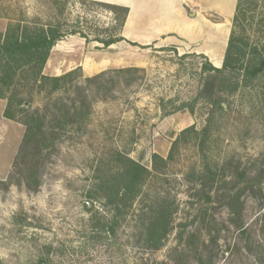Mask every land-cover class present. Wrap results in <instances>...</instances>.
Segmentation results:
<instances>
[{"label":"rangeland","instance_id":"obj_1","mask_svg":"<svg viewBox=\"0 0 264 264\" xmlns=\"http://www.w3.org/2000/svg\"><path fill=\"white\" fill-rule=\"evenodd\" d=\"M263 15L259 7L247 15L251 30L259 29L254 37L250 31L252 42L264 39ZM114 19L87 1L0 0L1 30L56 25L65 34L60 41L68 40L60 66L77 64L81 85L103 71L114 81L107 93L91 96L83 127H68L39 153L25 148L36 190L27 189L28 173L17 160L25 127L3 117L6 101H0V264H264V78L219 95V110L197 99L204 61L193 45L140 47L125 40L105 47L101 40L121 37ZM230 30L231 23L221 26V37L210 34L203 43L213 46L204 56L216 68ZM54 59L44 75L64 74L54 70ZM128 68L137 71L113 72ZM47 102L36 95L25 107ZM176 140L167 167L147 180L129 213L114 219L91 198L96 179L113 176L116 153L151 170V156L167 159ZM160 197L170 201L171 219L154 250L142 232L150 202Z\"/></svg>","mask_w":264,"mask_h":264},{"label":"trees","instance_id":"obj_2","mask_svg":"<svg viewBox=\"0 0 264 264\" xmlns=\"http://www.w3.org/2000/svg\"><path fill=\"white\" fill-rule=\"evenodd\" d=\"M87 2L112 13L114 21L118 24L117 31H121L128 14L127 8ZM255 7H259L264 13V0H237L220 68L214 67L204 55H200L204 61L201 66L204 78L197 99L205 100L219 110H223L219 95L231 96L240 87H247L264 78V39L252 42V38L249 37L250 31L251 37H254L257 36L259 29L253 31L251 25L246 23L248 13L254 11ZM260 25L264 30V15ZM74 34L86 39L81 32L71 35ZM64 37L65 34L56 25L15 23L7 25L4 30L0 29V100L6 101L3 117L25 127L17 160L20 161L21 171L25 175L28 173L25 177L27 189L36 190L39 183L35 182L32 170L26 163L25 148L31 145L39 153L42 149L51 147L68 127H83L91 112V96L107 93L114 84L106 71L84 78L82 85L78 82L82 77L81 68L60 76L44 75L43 69L52 48ZM119 41L125 40L112 36L107 40H101L100 43L109 47ZM135 71L136 68H128L113 72L128 74ZM125 83L129 84L130 81ZM63 92L71 95L68 103L56 96ZM36 95L46 97L48 102L45 107L35 109L25 107L26 103L31 106ZM177 142L178 140L173 143L167 159L157 154L151 156V170L121 153H116L118 164L113 176L98 177L95 183L96 195L91 198L100 199L113 213L114 219L129 213L140 198L147 180L152 175L161 174L167 167ZM170 207V201L165 198H155L150 202L144 217L146 225L142 232L148 248L158 250L161 247L171 219ZM112 230L111 228L110 231Z\"/></svg>","mask_w":264,"mask_h":264},{"label":"crops","instance_id":"obj_3","mask_svg":"<svg viewBox=\"0 0 264 264\" xmlns=\"http://www.w3.org/2000/svg\"><path fill=\"white\" fill-rule=\"evenodd\" d=\"M125 7L128 14L120 31L124 40L140 47L193 45L197 53L209 57L212 47L203 45L210 34L221 37L220 27L231 23L237 0H84ZM208 17L219 22L212 23ZM213 41V40H212ZM68 40L58 41L49 60L55 56L54 70L74 69L60 66L68 55ZM63 67V68H62ZM61 73V74H62ZM58 76V74H54ZM3 101V100H0ZM5 109V108H4Z\"/></svg>","mask_w":264,"mask_h":264}]
</instances>
